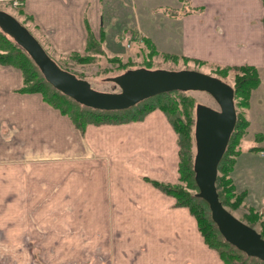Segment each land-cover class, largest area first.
<instances>
[{
  "label": "crops",
  "instance_id": "obj_1",
  "mask_svg": "<svg viewBox=\"0 0 264 264\" xmlns=\"http://www.w3.org/2000/svg\"><path fill=\"white\" fill-rule=\"evenodd\" d=\"M20 4L24 26L55 61L85 54L91 34L108 59L125 57L117 38L132 37L140 51L138 39L146 36L161 56L196 59L211 71L256 67L261 84L246 109V137L253 130L254 136L246 145L241 141L231 178L245 195L244 213L264 206V161L255 157L264 159V0ZM21 86V71L0 64V205L11 210L6 224L32 233L39 224L29 210L41 205L52 232L42 245L48 252L99 254L108 264H226L203 240L190 209L155 185L180 179L178 134L162 111L142 122L89 124L81 131L41 94L19 93ZM99 259L67 261L102 264Z\"/></svg>",
  "mask_w": 264,
  "mask_h": 264
},
{
  "label": "water",
  "instance_id": "obj_2",
  "mask_svg": "<svg viewBox=\"0 0 264 264\" xmlns=\"http://www.w3.org/2000/svg\"><path fill=\"white\" fill-rule=\"evenodd\" d=\"M0 30L29 54L51 86L88 108L122 111L175 91H201L212 96L220 110L202 104L196 107V154L193 166L199 190L196 196L208 204L210 216L224 240L247 256L264 262V239L224 207L217 191L218 165L227 151L238 120L235 91L231 85L196 70L138 68L107 79L116 84L120 92L98 91L87 80L61 68L30 30L4 10H0Z\"/></svg>",
  "mask_w": 264,
  "mask_h": 264
},
{
  "label": "trees",
  "instance_id": "obj_3",
  "mask_svg": "<svg viewBox=\"0 0 264 264\" xmlns=\"http://www.w3.org/2000/svg\"><path fill=\"white\" fill-rule=\"evenodd\" d=\"M19 8V7H17ZM21 14V13H20ZM88 47L87 52L85 54H72L69 57L76 59L75 61L81 62H90L93 59V56L87 54L91 51H96V45L94 43V38L91 34L88 35ZM139 41L143 42L141 45V49H152L153 55H159V52L153 47L151 40L146 36H141ZM137 40V42H138ZM95 47V48H94ZM101 51L94 52L97 53ZM172 58L174 60H179V57L176 56H165ZM182 60L189 62L190 60L187 58H182ZM195 62V61H194ZM0 64L3 66H12L19 69L22 72V86L19 89V93L21 94H41L42 99L49 104L54 109L60 111L63 115L68 116L73 123L76 125L78 129L83 131L85 127L89 124H106L109 122H117V123H125L129 120L144 118L147 114L151 111L155 110L156 108H161L164 110L168 115L175 114L173 116L172 124L173 128L178 134V143L181 148L180 151V173H181V180L185 182H189V184L195 183V173H194V158H193V143L194 136L192 138L190 134V112L191 107L188 108L186 104L188 102L184 101V114L187 116V120L185 119V123L182 120H179L177 117L178 114V104L176 100H169L168 102L161 103L162 97L170 96L174 93H180L181 91H175L171 93H165L159 96H155L156 98L155 103L152 105H145L144 103H139L134 106L132 111L137 109L138 107L142 106V109L139 110L136 114H130L131 111L125 112L123 111H100L95 110L92 108L85 107L79 103H77L69 96L63 94L62 92L56 90L51 84H49L38 66L29 56V54L23 50L21 46H19L13 39L9 38L3 31L0 30ZM196 64L203 65L202 62H196ZM215 73L218 74L220 79H225L230 74L234 77V91H235V101L237 100L238 103L237 107L242 109H249L251 105V97L253 91L256 90L261 84V78L259 75V71L254 66H235V67H217ZM184 93V92H182ZM149 100V99H148ZM146 100V102L148 101ZM145 102V103H146ZM132 108V107H131ZM127 111V110H126ZM120 113L122 116H118V114L113 113ZM238 116L237 125L235 127V131L232 134L231 139L229 140V145L225 155L220 163L218 169L217 178V187L218 191L223 186L222 184L225 183V186L228 187L224 193L219 191V198L221 203L224 206H227L230 203V206L233 209H238L242 206L245 195L243 193H238L233 184V180L231 178V174L233 172V166L236 157L238 156V147L243 138H245L247 129L249 126V121L246 119L245 116ZM170 117V116H169ZM175 118V119H174ZM141 120V119H139ZM226 175V176H225ZM180 180V179H179ZM181 181V182H182ZM155 185L163 190V192L167 193L168 195L174 197L178 202L177 205L187 207L192 212L193 216L197 219L199 230L203 236V240L205 243L215 252H218L221 259L226 264H246V262L241 260V254H245L240 252L236 247L228 243L222 235L220 234L216 224H214L209 209L208 204L195 195L188 193V190L182 188L181 184L176 186H164L158 183ZM188 186V185H187ZM226 195L227 201L222 199V197ZM232 199L231 202H229ZM258 212L251 209L249 212L250 219L253 220V225L256 221L260 222L261 226V236L264 239V218H261ZM249 218V217H248ZM249 226L252 227L251 222L248 223Z\"/></svg>",
  "mask_w": 264,
  "mask_h": 264
},
{
  "label": "rangeland",
  "instance_id": "obj_4",
  "mask_svg": "<svg viewBox=\"0 0 264 264\" xmlns=\"http://www.w3.org/2000/svg\"><path fill=\"white\" fill-rule=\"evenodd\" d=\"M19 7V6H18ZM0 10H4L8 12L9 14L13 15L19 22L23 24H27V20L18 12V10L10 3L7 2V0H0ZM26 27V26H25ZM31 27V26H30ZM27 28V27H26ZM39 41V40H38ZM117 43L119 44V47H122L123 51L122 53L125 54L123 58L119 57H111L109 55V59L106 58L104 53L102 51H99L97 53H94L98 51V48H95L96 51H93V59L90 62H78L75 61L76 59H73L72 57L67 56L66 60L64 58H59L57 57L58 60L57 62L59 66L67 71L72 72L75 74L78 78L87 80L90 82L92 87L95 90L98 91H103V92H109V93H115V92H120V88L116 85L113 84V82H109L107 79L108 78H113L117 77L121 74H124L127 72V70L131 69H138V68H146L150 70H155V69H165V70H172V71H179V70H185V69H190V70H196L205 74H209L215 77H218V74L215 73V71H211L210 68L203 67L201 64H196V62H200L198 60H194L195 63L192 64L191 62H186L182 61L180 58L179 60H174L169 57L161 56L160 54L158 55H153L152 49L146 48L140 51H136L137 49V43L132 39V37H127L124 36L123 38H117L116 39ZM40 42V41H39ZM41 43V42H40ZM44 47V46H43ZM154 47V46H153ZM45 50V49H44ZM168 56V55H167ZM186 58V57H183ZM193 62V60H191ZM19 70V69H18ZM22 73V72H21ZM234 77L230 74L227 76V78L222 80L232 87H234L235 79ZM234 89V88H233ZM57 90V89H56ZM161 103L168 102L170 99L171 100H176L177 106H178V114L177 117L179 120H182V122L185 123V119L187 120V116L184 114L185 108H184V101L186 100L188 104V108L191 107V112H190V134L193 138L195 137V125H196V107L197 104H202L208 107H211L216 110H220V107L218 103L215 101V99L210 96L209 94L201 91H191V92H185V93H174L170 96L162 97ZM156 98H150L147 102L146 100L141 102L144 103L142 104L143 106L147 105H152V103H155ZM146 102V103H145ZM238 101L236 100L234 104L236 105V110L237 114L239 116H247V110L242 109L237 107ZM133 107L130 109L125 110V112L131 111L130 113H127L128 115L130 114H136L139 112L140 109H142V106L138 107L134 111H132ZM155 110H160L162 111L169 122L172 124L173 116L176 115L172 114L168 115L164 110L161 108H156ZM153 110V111H155ZM246 110V111H245ZM123 111V110H122ZM151 111V112H153ZM111 112V111H109ZM150 112V113H151ZM113 114H118V116H122L120 113H113ZM148 115V114H147ZM147 115L143 118L145 119ZM170 116V117H169ZM174 118V119H175ZM141 119V120H139ZM134 119V120H129L126 121L125 123H117V122H109L106 123L107 125L109 124H131V123H136V122H142L143 119ZM100 124V123H99ZM98 125V124H95ZM102 125V124H100ZM175 131V128H173ZM253 130V129H252ZM256 131V130H255ZM176 132V131H175ZM177 133V132H176ZM253 133V134H252ZM247 135V133H246ZM254 136V130L249 131L248 136L244 139H242V145H246L247 143V138L250 136ZM261 137V136H260ZM261 140V139H260ZM178 143V142H177ZM193 143V158L195 159V154H196V145H195V138L194 141L192 140ZM179 145V143H178ZM179 152L181 151L180 146H178ZM179 155V154H178ZM180 157V155H179ZM257 157V160L259 161H264V159L260 158L258 155L255 156ZM181 160V159H180ZM181 162V161H180ZM180 166V164H179ZM179 168V167H178ZM179 178L180 180L178 181V184H174V186L181 184L183 186L182 188L188 190V193L195 195L198 193V187L195 183L189 184V182H185L181 180V173H180V168H179ZM219 173L218 175H220ZM226 176V175H225ZM182 181V182H181ZM188 185V186H187ZM223 186L220 188V192L224 193L228 187L225 186V183L222 184ZM165 186V185H164ZM235 188V186H234ZM218 189V187H217ZM229 189V188H228ZM236 190V188H235ZM218 191V190H217ZM218 191V193H219ZM237 191V190H236ZM227 201L226 195L222 197V199ZM232 199L229 201L231 202ZM223 204V203H222ZM9 205V204H8ZM3 206V209L1 207ZM232 215H234L236 218H238L240 221L243 223L247 224L251 222L252 228H254L259 234L261 232V224L259 221H256L253 225V220L250 219L251 215H248V213H244L240 207L238 209H233L230 206V203H228L227 206H224ZM41 205H34L31 206L30 215L33 217V222L39 224V228H35L32 233L25 230L21 231L16 228H11L10 224H6V219L10 218L11 210L8 208V206H5V204L0 205V264H76V261H67L68 258L73 259L74 256L80 257V256H85L87 258V261L93 262V260H96V262H99V258L102 259V264H108L109 263V257H104L102 255H96V254H72V253H65V254H58V253H53V252H48L47 250L42 247L43 241L48 239V233L51 232L49 229V221L46 218V211L43 210ZM259 212V211H258ZM260 216V215H259ZM249 217V218H248ZM263 218L262 216H260ZM5 223V224H4ZM37 224V225H38ZM42 226H45L46 228H42ZM14 227V226H13ZM251 227V226H250ZM12 231H14V235L16 234V237H9L7 236L10 234ZM27 234L26 236H22L23 234ZM31 233V234H30ZM52 233V232H51ZM22 234V235H20ZM261 235V234H260ZM15 239L16 241H21L19 246L15 244ZM95 255V256H94ZM241 260L246 262V264H264L263 261L249 257L246 254H241Z\"/></svg>",
  "mask_w": 264,
  "mask_h": 264
},
{
  "label": "built area",
  "instance_id": "obj_5",
  "mask_svg": "<svg viewBox=\"0 0 264 264\" xmlns=\"http://www.w3.org/2000/svg\"><path fill=\"white\" fill-rule=\"evenodd\" d=\"M7 2H10L15 8H17L18 6L19 7L21 6L20 0H7ZM262 155L264 156V153H262ZM258 211L259 212L257 214H259L260 216L264 218V206L260 207Z\"/></svg>",
  "mask_w": 264,
  "mask_h": 264
}]
</instances>
